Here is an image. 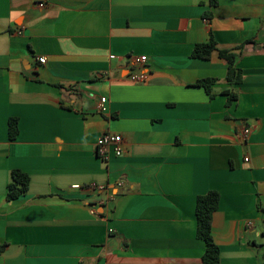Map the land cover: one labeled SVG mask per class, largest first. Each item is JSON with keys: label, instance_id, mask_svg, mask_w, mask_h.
Segmentation results:
<instances>
[{"label": "crops", "instance_id": "1", "mask_svg": "<svg viewBox=\"0 0 264 264\" xmlns=\"http://www.w3.org/2000/svg\"><path fill=\"white\" fill-rule=\"evenodd\" d=\"M211 36L251 42L242 84L218 52L192 58ZM106 133L121 157L98 155ZM14 170L30 188L9 202ZM211 191L220 264H264V0H0V264H201Z\"/></svg>", "mask_w": 264, "mask_h": 264}, {"label": "trees", "instance_id": "2", "mask_svg": "<svg viewBox=\"0 0 264 264\" xmlns=\"http://www.w3.org/2000/svg\"><path fill=\"white\" fill-rule=\"evenodd\" d=\"M219 0H209L211 8L217 7ZM205 16L209 18L211 13H206ZM251 42H246L242 46L235 50H219L218 44L213 38L210 37L209 42L198 44L195 46L192 58L198 60H210L215 52H218L219 57L227 65V77L226 81L231 86H238L243 82V72L238 67V54L237 51H242ZM216 80L205 79L197 82L194 86L203 88L206 90L211 99L216 96L213 93V87L216 85ZM229 95L227 106L237 99L236 94L231 90L225 92ZM9 138L11 141L17 139L20 133L19 120L12 118L8 125ZM30 188V177L22 171L14 170L12 172V182L8 188L7 200L9 202L17 201L20 198L26 196ZM221 196L216 191H211L206 195L200 196L196 203V220H197V238L204 242L206 249L202 257L201 264H220V247L215 243L212 233L214 214L218 211L220 205ZM7 249V245L0 246V255L4 254Z\"/></svg>", "mask_w": 264, "mask_h": 264}, {"label": "built area", "instance_id": "3", "mask_svg": "<svg viewBox=\"0 0 264 264\" xmlns=\"http://www.w3.org/2000/svg\"><path fill=\"white\" fill-rule=\"evenodd\" d=\"M135 64L145 66L148 64L147 58L141 57V58H134ZM39 63L42 65H45L47 63V59L42 57L39 59ZM148 78L147 74H140V75H132L130 77V80L134 83H144L146 82ZM107 100L105 98L101 99V104H100V112H106L107 109L105 108ZM251 134V130L249 128L244 129L243 131V139L246 140ZM98 155L102 158H107L108 155L113 152L115 156L121 157L124 154V149H123V138L118 135L114 134H103V136L99 139L98 143ZM248 161V159H246ZM91 190L94 191H105V186L103 185H97L93 184L90 186ZM77 189H81L80 187H77Z\"/></svg>", "mask_w": 264, "mask_h": 264}]
</instances>
